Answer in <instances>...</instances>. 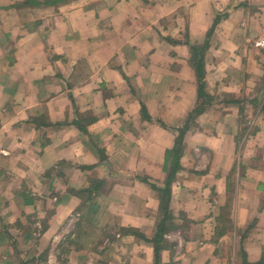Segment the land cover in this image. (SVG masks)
Instances as JSON below:
<instances>
[{"label":"crops","instance_id":"0c3cea01","mask_svg":"<svg viewBox=\"0 0 264 264\" xmlns=\"http://www.w3.org/2000/svg\"><path fill=\"white\" fill-rule=\"evenodd\" d=\"M25 1L0 0V264H156L143 178L168 177L206 42L159 264L260 263L264 0Z\"/></svg>","mask_w":264,"mask_h":264},{"label":"trees","instance_id":"16d2710c","mask_svg":"<svg viewBox=\"0 0 264 264\" xmlns=\"http://www.w3.org/2000/svg\"><path fill=\"white\" fill-rule=\"evenodd\" d=\"M70 0H26L24 3L19 4L18 6H51V5H59V4H65L68 3ZM223 15L217 14L215 17L214 26L211 29V31L208 33V38L211 36V34L214 32V28L218 25V23L222 20ZM209 48L208 42L203 44L202 46H192L190 49L191 52V65L195 70L196 78H197V93H198V103L195 107V109L188 115V118L185 122V125L183 128L175 127L170 129L168 126H166L161 121H158L157 123L162 125L165 129H170L175 135V146L172 150H168L166 153V160H165V167L164 170L168 172V177L164 184L162 186H159L156 183L150 182L148 178H143V181L150 185L152 190H154L157 195L160 202L159 207V214L162 217V221L160 225L158 226V236L156 237L157 240L155 241V252H156V264H159L160 262V251L161 247H159L158 243L162 242L163 236L172 229V223L170 220L172 219L173 215L171 212V200H172V184L174 181V178L176 174L181 169V158L183 155V150L185 148L184 142H185V136L189 130H191L194 127L195 121L198 116H200L204 111L207 109L208 106L213 105L214 98L212 96H209L206 94V69H205V51ZM145 105H142V111L145 116ZM262 111L264 112V105L262 107ZM151 120V118H148ZM168 223V224H167ZM136 237L143 238V236L136 232L132 231ZM245 264H248L245 262ZM258 264H264V257L262 258V261Z\"/></svg>","mask_w":264,"mask_h":264},{"label":"rangeland","instance_id":"374dc122","mask_svg":"<svg viewBox=\"0 0 264 264\" xmlns=\"http://www.w3.org/2000/svg\"><path fill=\"white\" fill-rule=\"evenodd\" d=\"M232 8H233V7H232ZM215 13H216V15H217V14H222V15H223L222 20H223V19H226V18L229 16L228 11L225 12V13H221V12H215ZM220 22H221V21H220ZM213 26H214V25H213ZM214 29H215V28H214ZM159 121H161V120H159ZM161 122H162V121H161ZM185 122H186V121H185ZM184 125H185V123H184V124H183V123H182V124L180 123L177 127H179V128L181 129V128H183Z\"/></svg>","mask_w":264,"mask_h":264}]
</instances>
